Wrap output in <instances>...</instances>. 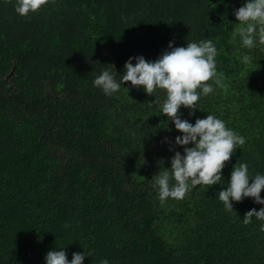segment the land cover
<instances>
[{
	"label": "trees",
	"instance_id": "16d2710c",
	"mask_svg": "<svg viewBox=\"0 0 264 264\" xmlns=\"http://www.w3.org/2000/svg\"><path fill=\"white\" fill-rule=\"evenodd\" d=\"M244 3L49 0L21 16L16 0H0V264H45L57 247L69 260L90 253L84 264H264V221L243 223L264 207L254 198L226 211L217 183L158 199L154 175L170 171V149L183 151L159 115L163 90L129 81L107 97L92 84L105 68L119 79L130 57L157 59L170 41L212 40L221 83L182 118L214 114L246 138L222 183L241 163L264 174V49L241 46Z\"/></svg>",
	"mask_w": 264,
	"mask_h": 264
},
{
	"label": "clouds",
	"instance_id": "9594fccd",
	"mask_svg": "<svg viewBox=\"0 0 264 264\" xmlns=\"http://www.w3.org/2000/svg\"><path fill=\"white\" fill-rule=\"evenodd\" d=\"M48 3L49 0H16L15 11L27 16ZM234 15L243 25L238 31L241 46L248 50L264 49V0H245L243 6L235 9ZM217 55L218 49L212 40L188 41L186 46H175L173 40L155 60H148L144 55L130 57L119 79L105 68L92 81L93 86L107 97L118 93L121 86L129 81L131 87L142 86L149 95H154L157 90L165 93L159 115H166L168 124L174 123L175 129L182 133L176 136L175 145L182 146L183 151L170 149L175 153L171 157V167H168L170 171L154 175L153 187L161 203L169 198L184 199L192 187L220 183L227 184L226 188L219 190L218 197L226 211L234 209L233 201L241 202L249 197L264 205V196L261 195L264 174H250L247 163L235 165L230 180L222 183L226 162L230 161L237 148L243 149L246 138L227 127L214 114L197 118L195 123L182 118V107L190 110L189 115H195V111L201 109L198 104L201 96H208L214 91V85H220ZM240 59L247 63L249 55L245 54ZM210 80L213 83H208ZM253 217L264 221V207L247 211L243 223H251ZM259 230L264 232V223L259 225ZM89 255L86 251L74 252L69 260L65 248L57 247L46 253L45 264H84ZM100 264H110V261L105 258Z\"/></svg>",
	"mask_w": 264,
	"mask_h": 264
}]
</instances>
